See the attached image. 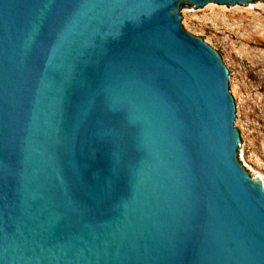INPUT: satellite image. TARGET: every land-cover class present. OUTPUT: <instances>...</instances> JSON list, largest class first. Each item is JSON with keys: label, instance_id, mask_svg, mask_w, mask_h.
<instances>
[{"label": "water", "instance_id": "95a60500", "mask_svg": "<svg viewBox=\"0 0 264 264\" xmlns=\"http://www.w3.org/2000/svg\"><path fill=\"white\" fill-rule=\"evenodd\" d=\"M253 1L0 0V264H264L229 71L180 25Z\"/></svg>", "mask_w": 264, "mask_h": 264}, {"label": "rangeland", "instance_id": "374dc122", "mask_svg": "<svg viewBox=\"0 0 264 264\" xmlns=\"http://www.w3.org/2000/svg\"><path fill=\"white\" fill-rule=\"evenodd\" d=\"M180 25L219 54L229 71L239 133L237 158L264 186V3L180 9Z\"/></svg>", "mask_w": 264, "mask_h": 264}]
</instances>
